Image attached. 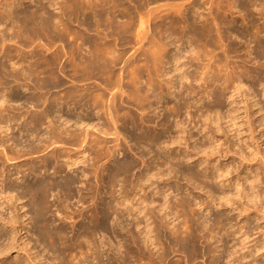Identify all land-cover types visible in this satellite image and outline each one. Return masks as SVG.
I'll list each match as a JSON object with an SVG mask.
<instances>
[{
  "label": "bare ground",
  "instance_id": "1",
  "mask_svg": "<svg viewBox=\"0 0 264 264\" xmlns=\"http://www.w3.org/2000/svg\"><path fill=\"white\" fill-rule=\"evenodd\" d=\"M25 1L26 0H0V25L2 24L3 26L4 24L7 25L8 23V26L6 28L8 32L9 30L11 32V34H8L6 30L3 35L0 32V57L3 52V56L0 58V199H3L4 197V200L7 201V203L3 201L0 204H3L5 202V204H7V206L9 205L10 207V201L15 200L16 203H18L22 200L27 199V205L30 206L31 210H33L35 214V225L37 224L36 226H38V228H36V234H38L39 238H42L43 240L49 239L54 246H57V244L59 243L61 246H65L64 251L71 253L72 246H69L67 245L69 243L62 241L66 234V231L61 230L58 232H52L50 230L51 227L49 226L51 225H49V222L46 220V214H48L46 211L48 210L49 206L47 200L48 196H50V194L55 191H58V193L63 192L64 195L69 198L72 196L74 197V187L76 183H78L77 178H79V176L77 175V177H75V175H64L60 177V180L56 178L55 180H51L47 178L46 174L53 170V174L60 175L64 174L68 169L74 172H78V168H80V166L82 165L84 169L82 171L80 170L81 168L79 169L81 171L80 174H82L81 176L85 178V183H90L89 181L90 178H92L91 176L97 174L101 167V165L100 167L99 165H97V162H101V160L103 161V159L105 158L110 161L113 159L117 151L118 153H120L119 150H122V147L118 149L120 147V144L117 143L112 145V147L108 146L109 140L106 136H113L114 138L116 137L114 141H118L120 140L121 131L127 130L129 125L130 127L132 126L134 130H140L139 135H145L148 138H146V140L151 141L150 143L159 145L162 136H160L159 134L152 135V133H150L151 131L147 132V130L143 131V129H145V124H151L153 122V119L149 117L150 114L149 116L146 115L147 117L145 116V114L148 113V110L154 108V105L161 103L162 100L164 101V99L166 100L168 98L174 97V92L177 93V91H174V88H176V82L178 81H174V76L170 77L171 79L168 80L169 77L165 78V76L169 74L166 73L167 70L165 72L166 74L162 75H160L161 73L159 70V65L161 63L165 66L173 62L177 63L178 59L180 60V58L182 57H180L177 53L179 57L176 55L171 56L170 58V51H167L168 46L174 45L176 42H181V44L183 42V44L188 43L194 45V43L196 44L198 42L206 40L208 42H210V40L215 41V44H217L216 41H229L231 37L229 36V38L226 33L222 31V25L224 24L223 20L218 22L220 17L213 18L212 12H209L207 15L203 14L204 16H199L200 14L198 12L197 14L195 11L194 14H197L198 17L197 15H193L191 19L184 15L185 11L194 9L195 0H171L173 3L169 0L170 3H165L166 5L163 4V6L160 5V3L166 0H28L36 4V9H34L35 7L30 9V6H27L30 8L23 7L24 9H21V6H23L24 4L26 5ZM258 1L259 0H256V2L250 0L249 2L248 0L249 5L253 3L251 5V7L253 6L252 8L250 6L248 7L247 3L240 2L239 0H233L232 2L229 1L228 5L224 6L223 8V15L232 16V20L228 21L229 24H234L236 23V19L233 17V15L238 12H235V10L239 9V13L247 12L248 14L250 12L249 8L253 9L254 6H257L256 4ZM260 1L261 2L259 3L262 8L260 7L261 9H258V14H260V16L263 15L262 17H264V0L263 4L262 0ZM203 4L212 5L214 4V0H204ZM163 7H168V9L166 8V13L164 15H161L159 13V9L161 10V8ZM57 10L58 12H55ZM162 12L165 11L163 10ZM249 17L250 15L247 18ZM157 19H161L159 21L160 24H158L159 22H157ZM251 23L252 22L250 21V24ZM75 25H77V27ZM257 25L254 24L251 29V32L257 38H255L256 40H258V37L262 33H264V25H262V27ZM150 26L154 27L156 34H150ZM158 29H160V31H158ZM8 35L11 36V39ZM115 35L120 40L119 44L115 42L116 39H114L115 41L113 40L114 42L111 40V38L113 39ZM157 35L159 37V41L155 40V36ZM6 36H8L9 38H6ZM130 39H133L135 41V46H138V48L135 50V53L139 52V56L134 57L132 55L126 59V68L129 66L133 67L132 71L129 70V76H126L124 72L116 73L115 68L118 65L119 61L122 59L124 53L123 49L126 45L125 43L130 42ZM171 39H174V42L176 40L177 41L173 43ZM8 40L10 44H13L14 41V44H17V48L18 44H20V46L22 47L30 45L29 48L31 49L27 53L25 49V52L20 48V50L16 49L15 45V47H10L7 43ZM42 40H47L49 47L45 44H42ZM57 41L65 42L70 54L74 56L73 59H69L68 61L66 60L68 63H63L62 61L64 58L63 51L53 49L52 44H55ZM119 45L123 53L118 49ZM199 46H201V44ZM193 49H191V52L187 51V53H190V59L193 58V60H196L198 64L196 66V69L199 68L201 70L202 68L203 70H206L207 67L209 68L210 62L207 59L209 58L207 57L209 52H205L204 50L206 49H204V52L201 54L202 51L199 50L200 53H198L197 50ZM3 58H6V60H4ZM14 59H16L17 62ZM141 59L142 61L146 62V65L143 64L144 68H142L147 74V78L145 80L144 78L142 80L143 76L141 77V72L145 74L141 69V65H135L139 60L141 61ZM206 59L209 62L208 64L207 62L205 63ZM12 60L13 62H11V65L13 63V67L11 66L12 68L10 69V66H8L7 63ZM24 62H28L27 68L23 66ZM188 62L192 64L191 61ZM184 64V66L188 65L186 63ZM67 66L73 68L76 73H79V79L82 85L70 86L68 87L66 93L61 95V91L64 90V87L67 85L64 79ZM215 69H217V67ZM203 72H201L200 75ZM206 72L203 74L209 76L208 72ZM219 72L220 74L223 73V71ZM183 73L184 74L182 75V79L189 81L191 77H189L190 75L188 74V72ZM216 76L217 73L215 77ZM165 79H167V81H165L166 89H164V84L162 85V81H164ZM207 80L208 77L201 76H199V79L197 81L195 79L196 82H201V86L204 87H206L205 84ZM208 81L212 82L211 80ZM226 81L228 83L231 81V79ZM96 82H99V85ZM236 82H234V91L240 90L242 88V81L240 80ZM201 86L200 88H202ZM125 87L132 89L131 93L127 97L130 99V102H132L131 100H133V102H135L134 104H137L136 107L143 113H140V116L133 112L123 113L125 105L130 104L128 100H126L128 98H123L124 92L122 90H124ZM24 89L28 91V94L23 93L22 90ZM165 90H167V92H164ZM175 96L177 97L179 95L176 94ZM181 98L184 97L181 96ZM184 99H182V101H184ZM185 103L188 104V101H186ZM181 105L182 104H180V106ZM180 106L179 108H177L179 111L182 109ZM260 111H264V108L262 106L260 108ZM148 117L149 119H147ZM263 118L264 117H262V120H264ZM163 120L164 123L162 126H164L163 128L166 132L171 129V126H169L172 125L170 124L171 119L168 121H166L167 119ZM177 125H179V123ZM149 130L152 129L150 128ZM184 130L185 129L180 132L185 133L186 130ZM138 137L140 138V136ZM138 137H133V140L136 138L139 140ZM170 141H172V138ZM174 141L175 140L173 139L171 143L173 144ZM168 143L169 142H167V144ZM163 144L164 146H166L165 143ZM160 145L162 146V144ZM167 146L166 148L163 146L162 147L164 149H167ZM255 151H253V153ZM258 151H260L259 148ZM258 151L253 154V157L257 156ZM89 152L95 153L93 158H90L93 155ZM174 157L176 158V156ZM179 157L178 160L181 158ZM245 157L250 158L252 156L247 155ZM141 158L145 164L147 161L145 162L144 154H142ZM159 159L160 158L158 157V160ZM252 159H255V162H257L256 158H250L248 160L250 161ZM102 164L104 165L105 163ZM113 164L114 165L111 168L107 167L106 165V167H101V172L106 173V176L102 175L101 181L108 182V185H110L111 187V191L109 193V201L103 203V207H100L98 203L94 204L91 215L92 221L95 220V222L103 226L105 222H108L112 214H116L118 219H125L126 217L132 216L134 220L133 224L136 228V233L130 234L131 236L128 241L135 246L136 251L140 257H144V259L147 258L149 259V262L151 261V263L153 262L154 264H179V262L173 263L172 261H168L169 254L171 252H169V250H175L176 248L178 252H181L182 254L193 258L197 253V246L195 245V243H197L198 241L196 242V239H206L210 241L209 245L206 247V250L209 254H212V252L214 253L215 250V252L220 253L221 248L219 249L218 243H222V236L218 237L220 233L216 230H218L217 228L219 227L222 228V226L223 228L229 227L227 225L232 223L231 219L227 220V222L224 224V221H226L225 219L227 218L222 219V217H216L217 219H213V223L209 226L208 224H205V221L201 219V217H199L200 214L199 216H196V210L195 207L193 208V204H191L192 201H189L190 198L180 197L182 200H177V203L184 210H188V214L186 217H184L183 221H179L180 223H182V225L180 223H178L177 225V221H175L176 224L174 223L173 225V222L171 221L175 219H172L171 215H177L176 213L174 214L176 206H173L171 202L168 201H165V203L162 204L163 202L160 203L155 200V198L157 197L156 195L160 194L165 195V199L167 198L166 193L168 192V190L167 192H164L167 184L164 189H162L160 185L154 183L155 181L153 182L154 184L151 182L149 186H146L147 183L152 181V178H162L161 176L163 175L162 173H164V170L162 172V170L159 169L156 170V172L154 170L158 167H153L154 164L152 167L150 165H147L149 166V169H146L145 172L140 171L136 176L133 177L132 173L136 170L137 164H135L134 161H129L125 155L123 160L115 161ZM172 167L173 170H175V167ZM172 167L171 170H168L169 167L167 168L169 175L171 174L170 171H173ZM183 171L185 172V170ZM168 172H166V174H168ZM204 172V175L210 178V181L212 178H216V180H219L220 178L226 177H223V174H219V171L216 172L219 174V176L218 174L215 175L216 173L213 174L208 164H206V166L204 167ZM188 173V176L192 174ZM21 174L22 176H19ZM173 174L174 172L171 176H173ZM175 174L174 176L177 177V175ZM177 174H179V172H177ZM31 175L34 176L33 180L28 181L27 178ZM185 175L186 174H184L183 176ZM198 175H200V173ZM259 175L256 177L259 179L258 181H262L264 176L263 174H261V178V175ZM14 176L16 177L13 178ZM188 176L186 177L188 178ZM21 177L27 178L25 180L21 179V183L17 184V181H19ZM194 177L192 178L194 179ZM189 178L191 179V177ZM257 178L255 180H252L253 184L252 181L250 182L252 186L249 185V187H251V191L249 192H252L254 194L256 193L255 195H252L251 193L252 196H250V193L246 192L247 189L245 190V188L243 187L245 186L244 184H242L243 181L237 184L238 189L236 188L238 191L241 189L240 192L241 195L244 196V198L250 200V197H252V199L250 200L251 203L254 201H259L257 199L259 198L257 197L258 192L253 191L254 189L255 191L256 189L258 190L260 187H256L258 184ZM196 179L197 181H199L198 178ZM191 180L189 182H191ZM197 181L195 182L197 183ZM120 182L122 183V201L121 199L118 200V197H116L117 190L115 191V189H117L116 186L119 185ZM224 182L225 180L223 181V186L227 183ZM154 185L156 187H154L155 189L153 190L152 186ZM151 188L152 195L147 193L148 191L150 192L149 189ZM262 190L260 188L259 192L262 193ZM241 195L238 194V196ZM258 195L260 196V194ZM228 196L230 197V195ZM232 197H234L233 194ZM226 198L228 197H226L225 195V197H222L221 199L224 201ZM259 199L262 198L260 197ZM124 202L131 203L132 206L127 207V209L118 210L116 206L121 207L125 204ZM11 203L12 204L10 208H12V205L14 208L15 203ZM126 206L129 205L127 204ZM15 207L19 212L20 210L24 209L26 205L24 203H21L20 206L15 205ZM242 212L243 210L241 211V213ZM20 219L21 216L18 215L16 218H11L10 220L5 221L4 225L14 227V224L20 223ZM143 221L145 222V224ZM97 223L95 224L97 225ZM233 225L229 227L231 229V232L233 233H237L244 228L241 225H239L238 227H235ZM122 229H125V227H122ZM230 229H226V232L224 229L222 230L227 234L228 232H230ZM222 230L220 229L221 232H223ZM94 231L95 230L92 229L91 226H84L81 230V232H83V235L87 237L90 236V238L92 234L95 233ZM165 231H169L168 234L175 238L174 242L172 240V245L170 243H167V245L165 246L164 239L162 238L164 234L163 232ZM214 234H216L217 236H215ZM222 234L223 233H221V235ZM216 237L219 239H217ZM64 239H66V237ZM88 240L91 245H89V251H85L87 253H85L83 251L84 248L80 247L79 245V247L82 248L81 250L84 252L82 253L79 250V252L82 253V255H80L84 256V260H80L79 258L80 262L78 264H81V262L85 261L88 262V260L91 258L98 259V243H96L93 238ZM82 244L84 245L85 243H81V245ZM168 244L173 247H167ZM213 244H216V246H214ZM212 245L216 247L214 248V250ZM150 246H154L155 248L159 247L160 251H157L159 248H156V252H153V250L150 249ZM121 247L122 246H120V248ZM13 248L14 244L10 243V245H8L6 248L2 250L0 249V256H3L5 253L7 254V252L11 251V249ZM146 250L148 252L147 256ZM76 258L74 262L78 261ZM220 258L222 259L221 253L219 255L217 254V256H212L213 261L211 262V264H218ZM241 259H246V255H244V257H242ZM14 264L18 263L15 261ZM119 264H126V261L122 260Z\"/></svg>",
  "mask_w": 264,
  "mask_h": 264
},
{
  "label": "rangeland",
  "instance_id": "2",
  "mask_svg": "<svg viewBox=\"0 0 264 264\" xmlns=\"http://www.w3.org/2000/svg\"><path fill=\"white\" fill-rule=\"evenodd\" d=\"M26 1H25L26 5L24 4L23 6H21L20 7L21 9L27 6L31 7V8L30 7H27V8L32 9L35 7L34 9H36V6H35L36 4H34V2H31L28 0ZM170 1L169 0L163 1L160 3V5L163 6V4L165 3L169 4ZM203 1L204 0H201V1L195 0L194 9L185 11L184 15L191 19L193 15H195L194 14L195 11L196 13L198 12L200 14L199 16L203 14L207 15L209 12H212L213 18L220 17L218 22L223 20L224 24L222 25V31L225 32L226 35L228 37L230 36L231 38L229 37L230 38L229 41L220 40L221 42H219L218 40L216 41L217 44H215V41L210 40V42H208L206 40L210 45L206 41L198 42L199 44L194 43V45H191L188 43L183 44L182 42L183 44L182 45L181 42L178 43L176 42L177 41L176 40L175 41L177 43L176 44L174 42V39H171L173 43H175L177 46L175 44L168 46L167 51H170L169 52L170 58L171 56H176L177 53L180 57L182 56L183 58L181 57L180 60L178 59L177 63L173 62V63L167 64L166 66L161 63L159 65V70L161 73L160 75L169 73L167 76H165V78L169 77L168 80L171 79L170 77L174 76L173 77L174 81L175 82L178 81L176 82V88H174V91H177V93L173 91L175 93L173 95L174 97L168 98L166 100L164 99V101L162 100L161 103L157 104L158 106L154 105L155 106L154 108H151L150 110H148V113H146L145 116L146 115L149 116L150 114L149 117L153 119V122H152L153 124L152 123L145 124L144 125L145 129L142 128L143 131H146V130L147 132L151 131L150 133H152V135L159 134L160 136H162L159 143L162 144V146L165 148L168 145L167 146L168 148L164 149L160 144L155 145L153 143H150L151 141L146 140L147 137L145 135L144 136H142L141 134L139 135L140 130H134V128L132 126L130 127L129 125L127 130L121 131L120 140L118 141H114L116 137L114 138L112 136L113 137L112 138V137L106 136L109 140L108 146L112 147V145L117 143V144H120V147L118 149L122 147L121 148L122 150H119L120 153H118L117 151L112 160L109 161L107 158H105L103 159V161L101 160V162L98 161L97 165H99V167L101 165V167L107 166L111 168L113 167L114 165L113 163L115 161L123 160L124 155H125L129 161H134L135 164H137L136 170L132 173L133 175L131 174L134 177L140 171L145 172L146 169H149L148 168L149 166L147 165H150L152 167L154 164L153 167L155 168L158 167L154 171L161 169L162 172L164 170V173L161 172L163 174L161 176L162 178L160 177L159 178L155 177L156 179L152 178L151 179L152 181L147 183L146 186H149L151 182L153 183L155 181L154 183H156L157 185H160L161 188L164 189V187L167 184V187H165L164 189L165 191L163 190L164 192H167L168 190V192L166 193L167 198L165 199V195L160 194V195H156L157 197L155 198V200L160 203L163 202L162 204H164L165 201H168V202H171L173 206H176V210H174V214L176 213L177 215H181V216L171 215V218L175 219L171 221L173 222V225L175 221H177V225H178V223L183 221L184 217H186L188 214V210H184L182 207H180V205L177 203L178 202L177 200H180L181 199L180 197L182 198L189 197L190 200L189 199L188 200L190 202L192 201L191 204H193L192 205L193 208L195 207L196 216H199L200 214L199 217H201V219L205 221V224H208L210 226L213 223L212 221L213 219L216 220L217 218L222 217V219L227 218L225 219L226 221H224V224L227 222V220L231 219L232 223L229 222L230 224L227 225L229 227L233 224H234L233 226L235 227H238L239 225L244 227L243 230L238 231L237 233L231 232V229L229 227L223 228L222 226V228L220 227L217 228L218 230L216 231L220 233L218 237L222 236V243H223V245L221 242L218 243L220 245V246L218 245L219 249L221 248L220 253L222 257V259L220 258V261H218V264H264V199H263L264 198L263 196L264 178L263 180L261 179L262 178L261 174H263L264 176V120H262V117H264L263 115L264 111L263 112L260 111L261 106L264 108V33H262L263 35L261 34L260 35L261 37L259 36L258 40H256L257 38L251 32V29L254 24L255 25L258 24L257 26H260V27L264 25V17H262L263 15L260 16V14H258L259 13L258 9L261 7L259 2L261 1L259 0L257 2L256 5L258 7L254 6L253 9L249 8L250 12L253 14L252 15L250 12L248 13L250 15L249 17L250 19L247 18L249 16L247 12L239 13V9L235 10V12L237 11L238 12L235 15H233V17L236 19V23L234 24H231V23L229 24V21L232 20V16L223 15L224 6L228 5L229 1L232 2L233 0H214V4L212 5L211 4L205 5L203 4ZM239 1L243 3H247L248 7L249 6L251 7V5L253 4V3L250 5L248 4L250 0L249 2L248 0H239ZM251 1L256 2V0H251ZM262 4H263V0H262ZM166 8L168 9V7H163L161 8V10L159 9L160 12L159 11L158 12L161 15H164L167 10ZM163 10L165 12H162ZM55 12H58V10ZM160 20L161 19H157V22H159ZM249 20L252 22L251 24ZM158 24H160V22ZM3 26L2 24L0 25V32L2 33V35L4 34V32H6L7 30L6 27L8 26V23L7 25L4 24ZM75 26L77 27V25ZM158 31H160V29H158ZM9 32L7 30V33L11 34V32L10 33ZM150 34H153V35L156 34L153 26L152 27L150 26ZM158 35L155 36L156 41H159ZM243 35L245 36V38ZM8 36L11 39V36L10 35ZM8 36H6V38H9ZM114 39H116V41ZM187 39H186V42H187ZM111 40L112 41L114 40L118 44L120 43V40L118 39L116 35L115 37H113V39L111 38ZM7 43L9 45L8 44L6 45L10 47L15 45L16 47L15 46L14 47L16 49H19V48L21 50L25 49L27 53L31 49L29 48L30 45H27L28 47L23 46L24 47L23 48L22 46H20V44H18V48H17V44H14V41H13V44H10L9 40ZM41 43L48 46L47 40L46 41L42 40ZM125 44H126L125 48L123 49L124 53L121 51L122 49L120 48V45L118 47V49L123 53V56H122V59L119 61L118 65L116 66L115 71L116 73L124 72L126 76L127 75L129 76L130 71H132L133 67L129 66L126 68L127 64H125V61L127 58H129L132 55L134 57L139 56V52L135 53V50L138 48V46H135V41L133 39L130 42H127ZM200 44L201 46H199ZM52 45H53L54 50L57 49V50L64 52V58L62 60L63 63H66L69 59L74 58V56L70 54L67 44L65 42L57 41L55 44H52ZM202 45H203V48H202ZM193 48L197 50L198 53H200L199 50L202 51L201 54L204 51L209 52V54L207 53L208 54L207 57L209 58L211 57V58L210 59L207 58V59L209 60L210 63L208 62L207 59L205 63L206 62L207 64L209 63L211 68L207 67L206 70H203L202 68L201 70L199 68L196 69V66L198 65L196 60L195 59L193 60V58L190 59L191 55L190 53H187V51L191 52V49ZM2 56H3V52H2L1 57ZM4 60H6V58ZM188 61H191L192 64H190ZM11 62H13V60L9 62L10 64L7 63L8 66H10L9 67L10 69L13 67V63L11 65ZM145 63L146 62L142 61L141 59V61L139 60L138 63H136L135 65L136 66L141 65V69H142L144 68L143 66L146 65ZM184 63L188 65L184 66L185 65ZM27 65H28V62H24L23 66L25 68H27ZM216 67L217 69H215ZM197 70L198 72L200 71L199 74ZM143 71L145 74L141 72L142 73L141 77L143 76L142 80L143 78L145 80L147 78V74L145 70ZM206 71L208 72L209 76L206 74L205 75L203 74ZM219 71L221 72L223 71V73L221 74H223L224 76L221 75ZM183 72H188V74L190 75L188 76L191 77L189 81L182 79V75L184 74ZM201 72L203 73L200 75ZM216 73H217V76L215 77ZM199 76L208 77V80H211L212 82L214 80L215 83L209 82L207 80L206 81L207 85L205 84L206 87L201 86V82H196L199 79ZM79 78H80L79 73H76V71L73 68H70L67 66L66 74L64 75V79L67 85L64 87V90H62L60 94L61 95L65 94L68 87L70 86L82 85ZM229 79H231V81L227 83L226 80H229ZM223 80H225L227 84ZM235 80L242 81L241 83L242 88L240 90L234 91V88H235L234 82H236ZM126 81H127V78H126ZM165 81H167V79L162 81V85L164 84V89H166ZM200 86L202 88H200ZM131 90H132L131 88L125 87L124 90H122L124 92L123 98H128L127 96L131 93ZM22 91L23 93L28 94V91H26L25 89ZM164 92H167V90H165ZM109 94H110V91H109ZM176 94L179 95L177 96L178 98L175 96ZM180 94L185 99L181 98ZM182 99H184V101H182ZM126 100H128L130 104L125 105L123 113L133 112L139 116L143 114L141 111L138 110V108L136 107L137 104L135 105L134 104L135 102H133V100H131L132 102L129 101L130 100L129 98ZM186 101H188V104L185 103ZM180 104L182 105L180 106ZM179 106L182 108L180 111L177 109L179 108ZM211 108H213L214 110ZM149 117L147 119H149ZM163 119L165 120L167 119L166 121L171 119V123L170 122L169 123L172 125H169L168 123V125L171 126V129H169L170 131L168 130L165 132L163 128L164 126H162L164 123ZM176 123L177 124L179 123V125H177ZM234 123L237 125H235ZM150 128L152 130H149ZM183 129L186 130V131L184 130L185 133L180 132V131H183ZM163 131L165 132V134ZM138 136H140V138L142 139H140ZM133 137L134 138L138 137L139 140L136 138L134 139L136 141H134ZM171 138H172V141L173 139L175 140L173 144L171 143L172 141H170ZM167 142L169 143L167 144ZM163 143H165L166 146H164ZM258 148L260 151H258ZM253 151L255 152L258 151L259 155L257 153V156L253 157V154H255V152L253 153ZM92 152H89V153L91 154ZM94 154L95 153H92L93 156H91L90 158H93ZM142 154H144V159H145V162L147 161L146 162L147 164L146 163L144 164L141 158ZM247 155L252 156L250 158H256L257 159L256 161L258 163L255 162V159H252L254 161L252 160L249 161L248 159L250 158L247 157L248 158L247 159L245 157ZM174 156H176V158ZM158 157L160 158L159 160H158ZM178 157L180 158L179 160H178ZM245 158L248 160V162ZM102 163H105V164L103 165ZM206 164H208L213 174L219 171L218 172L219 174H223V177L224 176L226 177L220 178L219 180H216V178L214 179L212 178L210 181L209 180L210 178L204 175L205 174L204 167L206 166ZM162 165H163V168H162ZM81 166H80L81 169L78 168V172L77 171L74 172L68 169L64 174H60V175L53 174L52 172L53 170L50 171L48 174H46L47 178L51 180L53 179L55 180V178L60 180V177L64 175H75V177H77L78 175L80 178V179L77 178L78 183H76L74 187V195H75L74 197L72 196L70 197L71 198L70 199L69 197L64 195L63 192L58 193V191H55L52 194H50V196H48V200H47L49 206H48V210L46 211L48 213L46 214V220L49 222V225H51L49 226L51 227L50 230L52 232H58L61 230L66 231V234L64 236V238L66 237V239L63 238L62 241H65L66 243H69L67 245L72 246L71 253L64 251L65 246L63 245L61 246L59 243H58L59 245L57 244V246H54L53 243L50 242L49 239L43 240L42 238H39L38 234H36L37 233L36 228H38V226H36L37 224L35 225L36 223L35 214L33 210H31L30 206L27 205L28 204L27 199L22 200L18 203H16L15 200L10 201V207L12 204L11 202H13V204L15 203L16 206H20L21 203H24L26 205L24 209L18 212V209H16L15 205H14V208H13V205H12V208H10L9 205L7 206V204H5V202L7 203V201H5L3 197V199L2 198L0 199L1 200L0 203L5 201L3 203L4 205L0 204V249L2 250L6 248L8 245H10V243L14 244V248L11 249V251L7 252V254L5 253L3 256H0V264H14L15 261L18 264H33V263L34 264H64V263L65 264H78L80 260L82 259L84 260V256H81L82 253H84L85 251H89V248H90L89 245H91V243L89 242L88 239H91V238H93L94 241L98 243L97 245L99 246V249H100L99 250L97 248L98 250L97 254H99L98 259L91 258L89 259L90 261L88 260V262L87 261L81 262V264L83 263L84 264H119L122 260L123 261L125 260L126 264H154L153 262L151 263V261L149 262V259L147 258L144 259V257L143 258L140 257L136 251L135 246L132 245L131 242L128 241L131 236L130 234L136 233V228L134 227V224H133L134 220L132 216L126 217L125 219H121V218L118 219L116 214H115L116 216L112 214L108 222H105L103 226L99 225L97 222H95V220L92 221L91 215H92V209H93L94 204L98 203L100 207H103L104 206L103 203H105L106 201H109V197H110L109 193L111 191V187L110 185H108V182L101 181L102 175L106 176V173L101 172L102 171L101 167L97 174L92 175L91 176L92 178L89 177L90 183L88 182L85 183L86 182L85 178H83L81 176L82 174H80L81 171L84 169V167L83 166L81 167ZM170 166L171 167L174 166L175 170H173V167H172L173 171H170L171 174L169 175L167 168L169 167L170 169L168 168V170H171ZM258 168L260 169V171ZM180 170H181V173L183 172L186 175L183 176L184 174L183 173L181 174ZM183 170H185V172ZM166 172H168V174H166ZM173 172L174 174L176 173L175 175H177V177H175L174 174L173 176H171ZM177 172H179V174H177ZM188 172L192 174L188 176L187 175ZM199 173L200 175H198ZM218 173H216L215 175H217ZM259 174L261 175L260 179L262 181H258L259 179L256 177ZM165 175H168V176H165ZM19 176H22V174ZM186 176H188V178L191 177V179L193 180V183H192V180L190 178L188 179ZM15 177L16 176H14L13 178ZM33 177L34 176L31 175L30 177L28 178L26 177V178L28 181H31L33 180ZM192 177H194V179ZM214 177H217V176H214ZM26 178L21 177L19 181H17L18 182L17 184L21 183L20 182L21 179L25 180ZM196 178H198L201 185L199 184V181H197ZM256 178H257L259 185L257 184V181H256L257 186L256 184L255 186L256 187L260 186V187L258 190L256 189L255 191L254 189L253 191L258 192L260 196L257 194V197L259 198L261 197L263 200L257 198L259 201H254L251 203L250 200L252 199V197H250L251 199L249 198L250 200H248L247 198H244V196L241 195V192H240L241 189L239 191L237 190L238 189L237 184L243 181L242 184L245 185L243 187L245 188V190L247 189L246 192H249L251 191L250 189L251 187H249V185H251L250 182L253 179L255 180ZM190 180L191 182H189ZM213 180H216V181H213ZM224 180H225L224 183L226 182L227 183L226 185L224 184L223 186ZM195 181H197V183ZM252 184H253V181H252ZM121 185L122 183L120 182V184L116 186L117 189L114 188L115 191L116 190L118 191V193L116 191V195H117L116 197H118V200H120L122 197V193H121L122 186ZM155 185L152 186L153 190L155 189L154 187H156ZM152 188L149 189L150 192L147 190L148 191L147 193L150 195H152ZM168 188L169 189L172 188V189L169 190ZM260 188L261 190L263 188L262 190L263 194L259 192ZM237 193L243 197L238 196ZM251 193H250V196L256 194V193L255 194L252 193L251 195ZM0 194H1V188H0ZM183 194L184 195L187 194V195L184 196ZM232 194L234 197H232ZM225 195L226 197H228L226 199H229L230 197L231 198L229 200L225 199L223 201L221 198L225 197ZM228 195H230V197ZM175 201L177 204L175 203ZM124 203H125L123 205L124 207L116 206L117 209L122 210V209H127V207L132 206L131 203H127V202H124ZM127 204L129 206H126ZM177 208H178V211H177ZM242 210L243 212L241 213ZM18 215L21 216V219L19 220L20 223L14 224L15 225L14 227L9 226V225L7 226L4 225L5 221L10 220L11 218H16ZM95 223H97V225ZM180 224L182 225V223ZM84 226H91V228L95 230L94 231L95 233L92 234L91 238L90 236L87 237L82 234L83 232H81V230H82V227ZM122 227L123 228L125 227V229H122ZM220 229L221 230L224 229L225 232H226V229L227 230L230 229V232L226 234L223 230H222L223 232H221ZM168 232L169 231L163 232L164 234L162 238L164 239L165 246L167 245V243H170L172 245V243L175 240V238L171 236L170 234H168ZM221 233H223L224 235L223 234L221 235ZM168 235L170 236V238ZM214 235L217 236L216 234ZM196 242H197L195 243V245L197 246L196 256L191 258L185 254H182L181 252H178L176 248L175 250L174 249L169 250V252L170 251L171 252L169 254L168 261H172L173 263L179 262V264H211V262L213 261L212 256H217V254L218 255L220 254V253L215 252L216 250L214 251V253L212 252V254H209L207 252L206 247L210 243L209 240H206V239L197 240L196 239ZM225 242H226V245H225ZM81 243H85L86 245L85 244L81 245ZM216 244L215 245L213 244V245L216 246ZM79 245L80 247L84 248L83 250L84 252L81 250L82 248H80ZM171 245L168 244L167 247H170ZM213 245L212 247L214 250V248L216 247H214ZM120 246L122 247L120 248ZM150 247H151L150 249L153 250V252H156V248L157 249L159 248V247L155 248L154 246L153 247L150 246ZM172 247L173 246H171L170 248ZM79 250L82 253H80ZM157 251H160V248ZM100 253L102 254V256ZM147 255H148V252L146 250V256ZM244 255H246V259H241L242 257H244ZM75 258L78 261L74 262Z\"/></svg>",
  "mask_w": 264,
  "mask_h": 264
}]
</instances>
